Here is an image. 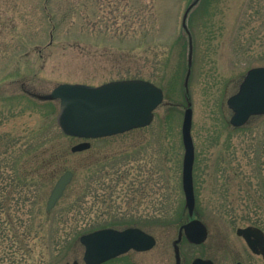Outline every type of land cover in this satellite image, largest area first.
<instances>
[{"label": "rangeland", "instance_id": "1", "mask_svg": "<svg viewBox=\"0 0 264 264\" xmlns=\"http://www.w3.org/2000/svg\"><path fill=\"white\" fill-rule=\"evenodd\" d=\"M255 67H264V0H0V264H82L80 236L127 227L156 239L132 252L133 263L174 264L189 220L186 94L194 216L208 236L201 245L182 239L181 259L264 264L236 235L264 232V115L233 127L226 104ZM130 79L162 90L152 122L77 153L70 148L84 140L62 134L58 100L34 96ZM66 171L73 178L48 211Z\"/></svg>", "mask_w": 264, "mask_h": 264}, {"label": "water", "instance_id": "2", "mask_svg": "<svg viewBox=\"0 0 264 264\" xmlns=\"http://www.w3.org/2000/svg\"><path fill=\"white\" fill-rule=\"evenodd\" d=\"M34 96L42 101L58 100L59 111L56 116L58 127L65 136L79 139L110 137L146 127L152 122L154 110L163 101V92L160 88L140 79L111 81L96 87L60 84L47 95ZM186 101L187 107L181 125L184 149L182 190L185 208L188 216L192 217L195 207L192 178L194 146L191 138L192 109L188 98ZM227 106L232 111L230 124L233 127L244 126L251 117L264 115V67H255L247 71L237 93L227 100ZM89 148L90 143L81 142L72 146L70 151L77 153ZM72 178L73 173L66 171L57 180L46 203L48 211L61 199ZM182 235L189 243L199 245L205 242L207 229L198 219H193L180 227L178 238L173 244L177 264L178 244ZM236 235L244 240L253 254L264 258V232L261 229L253 226L238 228ZM79 242L84 247L85 264H102L129 250L148 251L156 244L153 236L138 228L101 229L80 236ZM191 264L213 263L197 258Z\"/></svg>", "mask_w": 264, "mask_h": 264}, {"label": "flooded vegetation", "instance_id": "3", "mask_svg": "<svg viewBox=\"0 0 264 264\" xmlns=\"http://www.w3.org/2000/svg\"><path fill=\"white\" fill-rule=\"evenodd\" d=\"M88 141H90V140H88ZM191 219H193V218H191ZM190 219V220H191ZM127 228H130V227H127ZM113 229H115V228H113ZM125 229V228H124ZM116 230H119V229H116ZM121 230H123V229H121ZM240 238V237H239ZM182 239H184L183 237H182ZM242 239V238H241ZM182 241V240H181ZM189 243V242H188ZM190 244V243H189ZM152 250V249H151ZM150 251V250H149ZM132 252L133 253H142V252H135V251H133V250H129L128 252H126V253H124V254H122V255H120V256H118V257H115L114 259H111V260H109V261H107V262H104V263H102V264H109V263H112V262H115V261H117V260H119V259H124V258H126V262H123L122 264H135V263H133V261H132V259H131V257H132ZM173 254H174V264H177V260H176V254H175V252H174V249H173ZM253 254V253H252ZM253 255H255V254H253ZM255 256H257V257H261L263 260H264V258L261 256V255H255ZM209 261H211V260H209ZM184 261H182V259H181V255H180V252H179V264H184L183 263ZM213 263V262H212ZM72 264H79L77 261H74ZM82 264H85L83 261H82ZM191 264V263H190ZM214 264V263H213Z\"/></svg>", "mask_w": 264, "mask_h": 264}, {"label": "trees", "instance_id": "4", "mask_svg": "<svg viewBox=\"0 0 264 264\" xmlns=\"http://www.w3.org/2000/svg\"><path fill=\"white\" fill-rule=\"evenodd\" d=\"M186 92V91H185ZM188 94H186L185 96H187Z\"/></svg>", "mask_w": 264, "mask_h": 264}]
</instances>
